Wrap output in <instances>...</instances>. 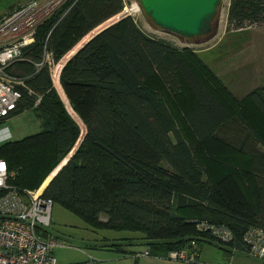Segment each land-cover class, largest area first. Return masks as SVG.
I'll return each instance as SVG.
<instances>
[{"label": "trees", "instance_id": "obj_1", "mask_svg": "<svg viewBox=\"0 0 264 264\" xmlns=\"http://www.w3.org/2000/svg\"><path fill=\"white\" fill-rule=\"evenodd\" d=\"M72 1L38 24L33 41L21 48L22 58L5 68L22 85L15 86L20 98L2 122L31 110L40 127L0 143V157L14 172L10 184L18 192L37 189L80 134L54 89L50 64L36 63L45 51L55 64L125 2ZM225 20L227 30L264 24V0H228ZM205 66L193 47L146 32L127 14L90 37L61 66L59 86L84 130L41 195L91 228L137 232L95 247L134 256L137 252L127 247L137 245L146 255L164 258L169 251L191 249V241H206L243 252V232L264 228V153L232 139H253L264 148V83L247 94L261 115L254 126L240 111L243 105L231 112L234 97ZM225 148L246 154L245 163L223 156ZM197 221L224 225L232 240L215 241L196 229Z\"/></svg>", "mask_w": 264, "mask_h": 264}, {"label": "rangeland", "instance_id": "obj_2", "mask_svg": "<svg viewBox=\"0 0 264 264\" xmlns=\"http://www.w3.org/2000/svg\"><path fill=\"white\" fill-rule=\"evenodd\" d=\"M26 1L29 0H0V15L8 13L11 9L13 10L14 8H17L21 4H24V2ZM227 4L228 0H221L219 8V21L216 33L208 40L198 44H185L181 42L175 35L152 29L143 17L136 0H125V5L122 8V11L109 17L96 27L86 32V34L83 35V37L79 41L84 39L87 35H89L88 38L92 37L97 31L102 30L105 28V26H109V24L117 21L119 16L128 14L144 31L154 34L158 37H162L177 46L185 45L190 48L193 47L199 57L202 59L204 66L206 64V66H208L212 70V74L214 75V77L217 78L223 86H226L228 88V91L232 94V97H234V100H231V112L239 111V107L243 105V110L240 111L246 113V115L254 124H258L259 121L262 122L261 115L256 111L252 102L249 100L247 91L251 89V87L254 88V86L262 84V81L264 80V24L249 25L243 27L241 30H227L225 20ZM114 17H117V19H115ZM254 38H257V40L259 41L258 58L255 56L254 49L256 47L251 45ZM73 48L74 47H72V49ZM72 49L64 53V55L61 56L57 62H55L56 66H54L53 68L52 66L50 67L52 68L50 69V72L51 76L53 75V85L57 90L55 88L54 89L56 90V92L58 91L57 94L59 93L58 95H60V100L62 101V104L64 105L67 113L71 116L72 119L78 122V126L80 128L79 138L75 141L73 147L67 153V159L70 157L75 147L78 145L80 141L79 139L81 138L84 130V125L76 117L75 113L70 110L67 100L58 84L57 75L59 74L61 66L69 58L68 52H70ZM165 101L170 105L169 108L172 114L176 116L175 121L176 124H178L180 131L186 138L189 139L191 136L186 130V125L182 123V121L180 122L181 119L178 118L179 115L176 112L173 103L168 100L167 97H165ZM14 109H12L11 111H14ZM2 118L4 119L6 118V116ZM3 123L7 125L10 131L11 139H19L22 136L38 131L40 128L39 122L31 110H24L17 115L6 119L5 121H3ZM223 156L227 158L229 157L234 163H245L244 155L242 153L237 154L232 150L228 152V150L225 148ZM66 158H64L63 160L65 161ZM11 172L14 175V172ZM47 176L43 179L42 183L37 189H41L42 191L45 183L47 182ZM30 191H36V189ZM52 203L53 209L54 207L58 208V211L60 212H58L59 217L57 221L51 220L49 225L45 227V230L46 232L56 236L60 241H62V243L68 245V247L66 248L61 247L54 248L52 250V255L54 256L58 264H67L70 262H78L84 260H88L92 264H108V262L104 261V259H107L108 257L114 258L115 256H119L120 254L105 250L103 248H97L95 247V245H101L106 242L116 241L117 239L119 241H122V238H130L133 237L135 233H137L105 230L104 228H93L91 230L86 226L81 218L71 214L58 203ZM105 231H109L112 233H106ZM136 247L139 246L136 245ZM224 247L225 249H220L212 243L199 241L195 245V249H193V260L188 263H194L197 259H199V262L203 261L206 264L214 262H219V264H226L229 263V261L231 262V259L234 256L240 258L241 260L248 259L249 261L258 264H264L263 261L253 259L251 257L244 258L240 252L231 254L230 251L227 250L230 248L227 245H224ZM144 251L146 255L147 251ZM140 255H142V253Z\"/></svg>", "mask_w": 264, "mask_h": 264}, {"label": "built area", "instance_id": "obj_3", "mask_svg": "<svg viewBox=\"0 0 264 264\" xmlns=\"http://www.w3.org/2000/svg\"><path fill=\"white\" fill-rule=\"evenodd\" d=\"M65 1L29 0L1 16L0 119L7 117L16 107L20 92L15 86L22 85V80L8 74L5 68L22 58L21 48L33 41L36 26ZM66 10L67 8L64 12ZM49 55L44 51L42 60L36 65L47 62L50 64L49 70L52 69L55 64L50 63ZM1 120L0 143L11 139L7 125L1 123ZM12 174L0 157V264H58L52 255V250L68 245L45 230L50 222L51 199L43 197L41 189L18 192L9 183L8 177ZM195 227L198 231L207 232L215 241L226 243L232 240V233L224 225L197 221ZM241 242L244 247L243 252L248 257L264 262V228L248 227L241 236ZM190 245L191 249L184 247L169 251L164 258L191 262L195 248L193 241ZM142 255H145V251Z\"/></svg>", "mask_w": 264, "mask_h": 264}, {"label": "water", "instance_id": "obj_4", "mask_svg": "<svg viewBox=\"0 0 264 264\" xmlns=\"http://www.w3.org/2000/svg\"><path fill=\"white\" fill-rule=\"evenodd\" d=\"M136 2L152 29L175 35L185 44L206 41L217 31L221 0H136Z\"/></svg>", "mask_w": 264, "mask_h": 264}, {"label": "crops", "instance_id": "obj_5", "mask_svg": "<svg viewBox=\"0 0 264 264\" xmlns=\"http://www.w3.org/2000/svg\"><path fill=\"white\" fill-rule=\"evenodd\" d=\"M25 3V2H24ZM252 46H255L256 48L254 49L255 50V56L258 58V54H259V41L257 40V38H254L252 43H251ZM264 83V80L262 81ZM260 85V84H259ZM257 85V86H259ZM257 86H254V87H257ZM226 87V86H225ZM55 88V87H54ZM227 89V92L230 93L228 91V88L226 87ZM251 89H253V87H251ZM249 89L247 91V93L251 90ZM231 94V93H230ZM232 95V94H231ZM222 103L228 107V104L226 103L225 100H222ZM249 118V117H248ZM250 119V118H249ZM251 120V119H250ZM252 122V121H251ZM253 123V122H252ZM254 126H256V124H252ZM81 139V138H80ZM79 139V140H80ZM233 139V142L238 145V146H243V147H246L248 149H252V150H259L261 152L264 153V148L263 146H261L260 143H258L257 141L253 140V139H248V140H245L243 141L241 138H238V137H234L232 138ZM238 154V153H237ZM243 155H246V154H243ZM260 167H263V166H260ZM53 207V203H52V206H51V211H50V218L51 220L53 221H57L58 219V208L57 207H54V209L52 208ZM60 213V212H59ZM101 219H104V218H101ZM87 226V225H86ZM89 229H93L89 226H87ZM105 230H109V229H105ZM112 231H115V230H112ZM106 233H112V232H109V231H105ZM123 232H126V231H123ZM129 232V231H127ZM133 233V232H131ZM60 248V247H59ZM66 248V247H65ZM127 249L131 250V251H135V252H138L137 254H135L134 256H122V255H119V256H115L114 258L112 257H108L107 259H104V261H107L108 264H206L205 262L201 261L199 262V259L196 260V262L194 263H188V262H181V261H174V260H169V259H166V258H162V257H155V256H149V255H140L145 249L143 246H139V247H136V246H129L127 247ZM106 250V249H105ZM110 251V250H109ZM236 252V251H235ZM235 252H232L230 251L231 254H235ZM242 254V256L244 258H247L248 256L244 253V252H240ZM258 264V263H255V262H252V261H249L248 259H240L238 257H232L231 259V262L229 261V263H226V264ZM207 264H219V262H214V263H207ZM223 264V263H222Z\"/></svg>", "mask_w": 264, "mask_h": 264}, {"label": "bare ground", "instance_id": "obj_6", "mask_svg": "<svg viewBox=\"0 0 264 264\" xmlns=\"http://www.w3.org/2000/svg\"><path fill=\"white\" fill-rule=\"evenodd\" d=\"M134 4V3H133ZM132 5V4H131ZM130 5V6H131ZM125 11V10H124ZM131 12V11H130ZM129 13V12H128ZM122 16H124V14L122 15ZM122 16H119V18L120 17H122ZM115 19H117V17H114ZM118 18V19H119ZM110 25V24H109ZM108 26V25H107ZM107 26H105V27H107ZM104 28V27H103ZM100 31V30H99ZM99 31H97V32H99ZM96 32V33H97ZM95 33V34H96ZM88 36L89 35H87V36H85V38L84 39H82L81 41H79L75 46H74V48L70 51V52H68V57H70L77 49H79L82 45H83V43L85 42V41H87L89 38H88ZM59 66H60V63H59ZM58 72V71H57ZM56 75V74H55ZM56 77V76H55ZM57 77H58V75H57ZM59 84V83H58ZM71 110V109H70ZM63 161L64 160H62L61 162H60V164L59 165H57L52 171H51V173L47 176V182L49 181V179L51 178V176L55 173V171L63 164ZM13 177V174L10 176V177H8V180H10L11 178ZM47 182L45 183V185L47 184ZM9 183H10V181H9ZM44 185V186H45ZM38 191V190H37ZM50 211H51V209H50ZM50 221H51V218H50ZM50 223V222H49ZM52 235V234H51ZM52 236H54V235H52ZM55 238H57L56 236H54ZM58 239V238H57Z\"/></svg>", "mask_w": 264, "mask_h": 264}, {"label": "clouds", "instance_id": "obj_7", "mask_svg": "<svg viewBox=\"0 0 264 264\" xmlns=\"http://www.w3.org/2000/svg\"><path fill=\"white\" fill-rule=\"evenodd\" d=\"M125 1V0H124ZM125 3V2H124ZM128 15V14H127Z\"/></svg>", "mask_w": 264, "mask_h": 264}]
</instances>
